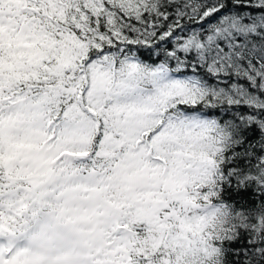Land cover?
<instances>
[{
  "label": "snow or ice",
  "instance_id": "6c2138e0",
  "mask_svg": "<svg viewBox=\"0 0 264 264\" xmlns=\"http://www.w3.org/2000/svg\"><path fill=\"white\" fill-rule=\"evenodd\" d=\"M0 264H264V0H0Z\"/></svg>",
  "mask_w": 264,
  "mask_h": 264
}]
</instances>
